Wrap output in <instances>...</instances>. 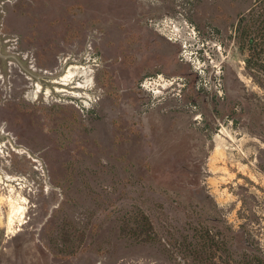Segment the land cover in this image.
<instances>
[{"label": "rangeland", "instance_id": "1", "mask_svg": "<svg viewBox=\"0 0 264 264\" xmlns=\"http://www.w3.org/2000/svg\"><path fill=\"white\" fill-rule=\"evenodd\" d=\"M0 264H264V0H0Z\"/></svg>", "mask_w": 264, "mask_h": 264}, {"label": "bare ground", "instance_id": "2", "mask_svg": "<svg viewBox=\"0 0 264 264\" xmlns=\"http://www.w3.org/2000/svg\"><path fill=\"white\" fill-rule=\"evenodd\" d=\"M69 78H70V75H69V74H66V75L61 79V82H64L65 85H66V82H68ZM12 203H13V202H12ZM18 212H22V208H21V207L18 209Z\"/></svg>", "mask_w": 264, "mask_h": 264}, {"label": "flooded vegetation", "instance_id": "3", "mask_svg": "<svg viewBox=\"0 0 264 264\" xmlns=\"http://www.w3.org/2000/svg\"><path fill=\"white\" fill-rule=\"evenodd\" d=\"M146 85V81L145 82H142V83H140V86L141 87H144Z\"/></svg>", "mask_w": 264, "mask_h": 264}, {"label": "built area", "instance_id": "4", "mask_svg": "<svg viewBox=\"0 0 264 264\" xmlns=\"http://www.w3.org/2000/svg\"><path fill=\"white\" fill-rule=\"evenodd\" d=\"M145 86H146V85H145ZM145 86H144V87H145Z\"/></svg>", "mask_w": 264, "mask_h": 264}]
</instances>
